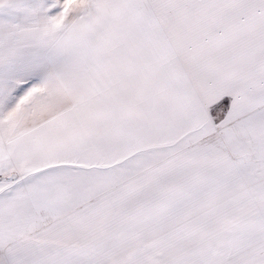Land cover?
<instances>
[{"label": "snow or ice", "instance_id": "snow-or-ice-1", "mask_svg": "<svg viewBox=\"0 0 264 264\" xmlns=\"http://www.w3.org/2000/svg\"><path fill=\"white\" fill-rule=\"evenodd\" d=\"M0 264H264V0H0Z\"/></svg>", "mask_w": 264, "mask_h": 264}]
</instances>
